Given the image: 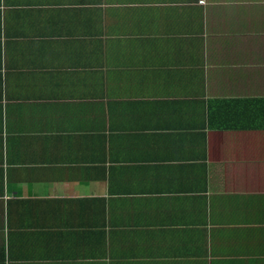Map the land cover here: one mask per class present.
I'll list each match as a JSON object with an SVG mask.
<instances>
[{
	"label": "crops",
	"instance_id": "crops-1",
	"mask_svg": "<svg viewBox=\"0 0 264 264\" xmlns=\"http://www.w3.org/2000/svg\"><path fill=\"white\" fill-rule=\"evenodd\" d=\"M197 1L0 0V264H264V143L209 120L264 0Z\"/></svg>",
	"mask_w": 264,
	"mask_h": 264
},
{
	"label": "trees",
	"instance_id": "trees-1",
	"mask_svg": "<svg viewBox=\"0 0 264 264\" xmlns=\"http://www.w3.org/2000/svg\"><path fill=\"white\" fill-rule=\"evenodd\" d=\"M213 112L209 114L210 127L217 131L242 132L247 141L264 143V97L212 100Z\"/></svg>",
	"mask_w": 264,
	"mask_h": 264
},
{
	"label": "rangeland",
	"instance_id": "rangeland-1",
	"mask_svg": "<svg viewBox=\"0 0 264 264\" xmlns=\"http://www.w3.org/2000/svg\"><path fill=\"white\" fill-rule=\"evenodd\" d=\"M204 1H205V4H204V5H201V6H205V5H206V0H204ZM248 144L251 145V142L249 141ZM251 149H254V148H251ZM251 154H252V155H259V154H261V153H251Z\"/></svg>",
	"mask_w": 264,
	"mask_h": 264
},
{
	"label": "built area",
	"instance_id": "built-area-1",
	"mask_svg": "<svg viewBox=\"0 0 264 264\" xmlns=\"http://www.w3.org/2000/svg\"><path fill=\"white\" fill-rule=\"evenodd\" d=\"M197 3H198L199 5H204V4H205V1H204V0H198Z\"/></svg>",
	"mask_w": 264,
	"mask_h": 264
}]
</instances>
